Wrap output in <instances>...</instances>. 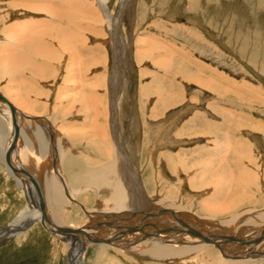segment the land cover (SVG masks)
<instances>
[{
    "label": "rangeland",
    "instance_id": "374dc122",
    "mask_svg": "<svg viewBox=\"0 0 264 264\" xmlns=\"http://www.w3.org/2000/svg\"><path fill=\"white\" fill-rule=\"evenodd\" d=\"M24 52L48 63L51 72L41 82L23 81L4 67ZM0 71V91L36 105L38 116L59 113L56 126L70 135L81 129L82 91L96 88L104 113L115 99L132 161L157 173V155L178 153L174 162L189 167L176 180L169 170L163 178L193 213L208 216L237 200L243 208L233 204L217 219L264 210V0H0ZM220 173L230 181L222 203L209 200L215 187L208 184ZM27 183L0 163V232L16 220L23 226L0 240V264H70L69 241L56 240L42 222L29 225L35 200ZM88 194L71 195V226H84V234L93 229L89 214L96 205ZM103 245L89 243L83 264H135L95 248Z\"/></svg>",
    "mask_w": 264,
    "mask_h": 264
},
{
    "label": "bare ground",
    "instance_id": "6f19581e",
    "mask_svg": "<svg viewBox=\"0 0 264 264\" xmlns=\"http://www.w3.org/2000/svg\"><path fill=\"white\" fill-rule=\"evenodd\" d=\"M67 36L71 35L67 33ZM69 38H63L64 44L69 43L66 41ZM47 64L24 52L11 55L4 67L13 76H22L23 81L32 82L33 79L35 82L51 72ZM4 75L0 71V77ZM80 87L82 89L83 85ZM97 91L87 87L80 93L81 129L74 130L71 135L64 126L60 129L56 126L55 118L61 116L59 113H52L53 118L52 114L38 116L33 112L37 109L36 105L31 107V104L26 105L16 99L14 95L17 93L0 91V163L9 166L19 181L28 182L31 199L35 200L27 216L29 225L31 219L33 224L42 222L45 230L56 240H67V244L69 241L73 246L70 264H83L80 254L89 243H95V246L97 243L105 244L95 248L101 251L113 249L125 261L135 264H264V210L254 211L251 216L245 211L219 219L218 215L232 211L233 204H241L237 200L233 204L228 201L229 205L225 202L227 206L224 210H221L222 205H216V210L209 211L213 216L210 213L208 216L193 213L191 202H181L173 185H169L170 182L167 184L168 180L163 178L168 170L173 179L176 177L175 180L182 176L181 168L186 172L190 170L188 166L174 162L173 157L178 153L174 156L168 154L166 158L154 156L153 161L158 160L161 167L160 171L156 170L157 173L150 164L140 168L131 159V147L122 128V114L117 101L113 99V110L110 108L104 113L101 95ZM55 104H60L64 110L60 101ZM149 134L147 137L150 139ZM228 149L231 148L227 147V153ZM70 163L74 168L67 172ZM206 172L202 170L200 177L206 176ZM156 175L158 181L155 180ZM224 175L212 176L209 184L206 179L203 180L215 187L216 194L213 193L210 201L221 202L220 197H226L224 194L230 181L227 182ZM216 180L221 181L219 187ZM192 181L193 176H188L187 183L191 185ZM81 192H88V199L96 201L95 209L89 214L93 229L86 234L84 226H71L73 217L70 213L74 212L71 198H74V193L80 196ZM21 224V220H16L8 233L0 232V240L16 234L18 228L23 227ZM103 224L111 227L105 230Z\"/></svg>",
    "mask_w": 264,
    "mask_h": 264
},
{
    "label": "water",
    "instance_id": "95a60500",
    "mask_svg": "<svg viewBox=\"0 0 264 264\" xmlns=\"http://www.w3.org/2000/svg\"><path fill=\"white\" fill-rule=\"evenodd\" d=\"M7 159V158H6ZM7 161V160H6ZM8 161H10V163H11V160H8Z\"/></svg>",
    "mask_w": 264,
    "mask_h": 264
}]
</instances>
